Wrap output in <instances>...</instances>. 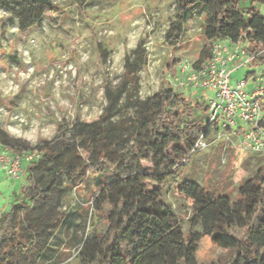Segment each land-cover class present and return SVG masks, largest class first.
Here are the masks:
<instances>
[{
  "label": "trees",
  "instance_id": "obj_1",
  "mask_svg": "<svg viewBox=\"0 0 264 264\" xmlns=\"http://www.w3.org/2000/svg\"><path fill=\"white\" fill-rule=\"evenodd\" d=\"M61 1L70 0H0V12L14 17L18 31L26 33L45 14H57ZM258 6L264 8V0H175L167 40L176 46L185 25L205 9L211 22L194 67L210 58L212 45L219 41L246 42L253 53L261 52L264 15ZM143 62L139 46L125 55L123 76L114 91L105 89L107 103L98 121L67 124L65 137L41 141L38 158L22 161L26 182L0 214V264H58L70 258L72 250L79 264H158L165 235L181 246L174 264H194L203 238L228 253L212 264H264L263 168L238 187L234 200L194 182H179L177 192L192 211L185 235L163 204L166 182L180 178L198 139H207L216 125H208V92L188 103L182 93L161 88L139 100L138 69ZM261 66L263 54L251 69ZM253 75L250 70L245 76ZM122 102L133 116L115 121ZM22 147L0 128L1 149L15 148L21 154ZM143 161L149 165L143 167ZM87 182L96 190L81 210L94 223L84 237L73 231L65 253L58 252L54 239L68 230L73 216L64 205Z\"/></svg>",
  "mask_w": 264,
  "mask_h": 264
},
{
  "label": "rangeland",
  "instance_id": "obj_2",
  "mask_svg": "<svg viewBox=\"0 0 264 264\" xmlns=\"http://www.w3.org/2000/svg\"><path fill=\"white\" fill-rule=\"evenodd\" d=\"M174 4L175 0L61 1L57 14H45L26 33L18 31L14 17L0 12V128L23 143L21 154L15 148L8 152L36 155L41 141L65 137L67 124L98 121L107 103L105 89H116L124 73L125 55L138 46L144 50V62L138 69L139 100L148 99L161 88L182 93L188 103L204 96L176 86L174 74L181 65L197 61L211 15L202 10L185 25L179 43L171 46L166 36L175 18ZM258 10L264 15L263 7L258 6ZM249 70L264 76V66ZM249 70L233 73L231 84L242 80ZM250 86L248 83L247 89ZM131 116L133 111L122 102L114 120ZM37 126L39 131L33 134ZM14 129L31 138L10 135L9 130ZM205 142L204 149L189 155L180 178L167 181L163 188V204L178 220L184 235L192 211L190 202L177 192L179 182H194L215 195L226 194L234 200L238 187L258 169H264V155L244 150L240 132L217 128ZM141 164L149 165L144 161ZM25 165L22 162L23 168ZM25 177L24 170L16 179L0 170V214L14 201ZM95 190L87 182L69 196L64 207L73 216L68 230L54 239L58 252L65 253L64 244L73 231L83 237L88 234L94 220L85 218L81 209L86 208ZM160 244L158 264H174L181 246L170 242L167 235ZM70 253V258L63 261V257L58 264H79L76 251ZM227 257L225 250L203 238L193 260L194 264H212Z\"/></svg>",
  "mask_w": 264,
  "mask_h": 264
},
{
  "label": "built area",
  "instance_id": "obj_3",
  "mask_svg": "<svg viewBox=\"0 0 264 264\" xmlns=\"http://www.w3.org/2000/svg\"><path fill=\"white\" fill-rule=\"evenodd\" d=\"M246 42L219 41L212 45L210 58L201 66L181 65L174 74L176 86L182 90L208 92V125L241 135L244 150L264 155V76H244L231 84L236 71L251 69L264 50L253 53ZM248 83L251 84L247 89ZM206 147L201 136L190 155ZM38 154L16 155L0 148V170L11 179L22 173V161L30 162Z\"/></svg>",
  "mask_w": 264,
  "mask_h": 264
},
{
  "label": "clouds",
  "instance_id": "obj_4",
  "mask_svg": "<svg viewBox=\"0 0 264 264\" xmlns=\"http://www.w3.org/2000/svg\"><path fill=\"white\" fill-rule=\"evenodd\" d=\"M23 123V121H21ZM39 131L38 126L32 129V133L35 134ZM10 135H16L18 138L30 139L31 137L23 133L20 129L9 130Z\"/></svg>",
  "mask_w": 264,
  "mask_h": 264
},
{
  "label": "crops",
  "instance_id": "obj_5",
  "mask_svg": "<svg viewBox=\"0 0 264 264\" xmlns=\"http://www.w3.org/2000/svg\"><path fill=\"white\" fill-rule=\"evenodd\" d=\"M242 70H243V69H242ZM249 71H250V70H249ZM247 72H248V71H247ZM247 72H246V73H247Z\"/></svg>",
  "mask_w": 264,
  "mask_h": 264
}]
</instances>
